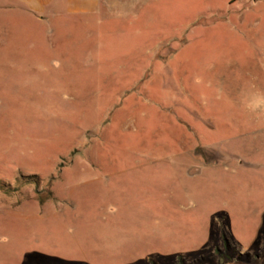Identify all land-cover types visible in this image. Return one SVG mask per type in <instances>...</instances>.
Instances as JSON below:
<instances>
[{
	"label": "rangeland",
	"instance_id": "374dc122",
	"mask_svg": "<svg viewBox=\"0 0 264 264\" xmlns=\"http://www.w3.org/2000/svg\"><path fill=\"white\" fill-rule=\"evenodd\" d=\"M0 0V264H264V0Z\"/></svg>",
	"mask_w": 264,
	"mask_h": 264
},
{
	"label": "crops",
	"instance_id": "0c3cea01",
	"mask_svg": "<svg viewBox=\"0 0 264 264\" xmlns=\"http://www.w3.org/2000/svg\"><path fill=\"white\" fill-rule=\"evenodd\" d=\"M20 1H24V0H20ZM26 2L28 1V6L27 8H29L30 11H33L34 13H38L39 12V3L41 2V0H25Z\"/></svg>",
	"mask_w": 264,
	"mask_h": 264
}]
</instances>
